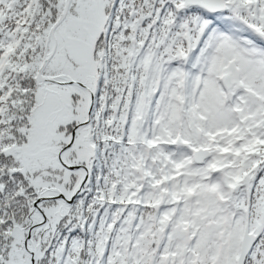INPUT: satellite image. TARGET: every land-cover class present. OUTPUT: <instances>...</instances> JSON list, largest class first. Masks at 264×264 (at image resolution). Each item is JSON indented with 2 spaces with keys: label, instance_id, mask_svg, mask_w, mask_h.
<instances>
[{
  "label": "snow or ice",
  "instance_id": "snow-or-ice-1",
  "mask_svg": "<svg viewBox=\"0 0 264 264\" xmlns=\"http://www.w3.org/2000/svg\"><path fill=\"white\" fill-rule=\"evenodd\" d=\"M0 264H264V0H0Z\"/></svg>",
  "mask_w": 264,
  "mask_h": 264
},
{
  "label": "trees",
  "instance_id": "trees-1",
  "mask_svg": "<svg viewBox=\"0 0 264 264\" xmlns=\"http://www.w3.org/2000/svg\"><path fill=\"white\" fill-rule=\"evenodd\" d=\"M255 147H256V145L251 146V147L248 149V151L251 152L252 150L255 149Z\"/></svg>",
  "mask_w": 264,
  "mask_h": 264
}]
</instances>
